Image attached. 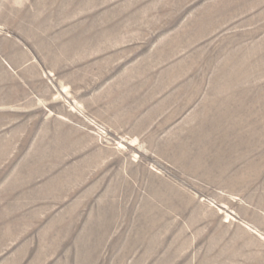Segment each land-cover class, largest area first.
Wrapping results in <instances>:
<instances>
[{"label": "rangeland", "instance_id": "obj_1", "mask_svg": "<svg viewBox=\"0 0 264 264\" xmlns=\"http://www.w3.org/2000/svg\"><path fill=\"white\" fill-rule=\"evenodd\" d=\"M0 264H264V0H0Z\"/></svg>", "mask_w": 264, "mask_h": 264}]
</instances>
